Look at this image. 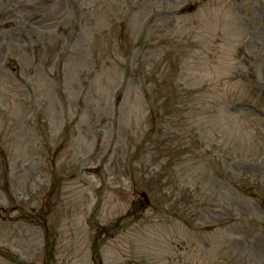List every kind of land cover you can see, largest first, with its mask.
<instances>
[{
	"label": "rangeland",
	"instance_id": "obj_1",
	"mask_svg": "<svg viewBox=\"0 0 264 264\" xmlns=\"http://www.w3.org/2000/svg\"><path fill=\"white\" fill-rule=\"evenodd\" d=\"M0 209V264H264V0H0Z\"/></svg>",
	"mask_w": 264,
	"mask_h": 264
}]
</instances>
